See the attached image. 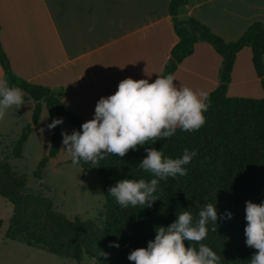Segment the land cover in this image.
I'll list each match as a JSON object with an SVG mask.
<instances>
[{
  "label": "trees",
  "instance_id": "1",
  "mask_svg": "<svg viewBox=\"0 0 264 264\" xmlns=\"http://www.w3.org/2000/svg\"><path fill=\"white\" fill-rule=\"evenodd\" d=\"M188 5L189 0H171L169 4L179 42L172 49L162 75L174 74L178 66L194 54L198 43H207L214 49L222 58L220 84L208 95L205 123L191 132L177 127L169 138L153 143L146 141L135 150L129 149L123 157L106 154L98 161L106 198V208L101 214L104 218L102 229L96 220H70L55 209L50 198L28 193L27 177L0 158V196L14 208L5 234L7 240L48 251L60 259H73L77 264H82L84 258L96 264H132L127 259L128 253L146 246L147 241L154 238V226H167L175 220L177 210L190 209L195 215L198 209L194 201L200 206L211 202L216 204L218 214L229 210L233 215L231 219L218 220L216 231L210 225L202 242L220 255V264H248L255 249L245 244V201L259 203L264 200V97H230L228 89L238 54L250 48L252 64L264 91V23L254 22L237 41L228 43L197 19L180 18L181 10ZM0 64L9 84L23 90L25 101L36 103L31 124L23 129L15 144L13 155L16 159L22 158L24 146L39 124L43 104L48 109L50 122L53 117H63L74 129L80 128V117L62 101L64 90L35 85L15 75L1 40ZM60 128L61 124L52 129L49 154L40 162L35 174L39 180H43L48 162L60 154ZM145 147H154L164 156L173 158L182 155L185 148L194 149L197 155L184 166L188 169L186 175L159 181L154 193L158 198L150 206L122 208L108 194V187L124 178H152L137 166L147 154ZM80 164L84 172L93 166L91 162L81 161ZM1 227L0 221V230ZM113 241H118L119 247H110ZM185 244L187 246L188 242Z\"/></svg>",
  "mask_w": 264,
  "mask_h": 264
},
{
  "label": "crops",
  "instance_id": "2",
  "mask_svg": "<svg viewBox=\"0 0 264 264\" xmlns=\"http://www.w3.org/2000/svg\"><path fill=\"white\" fill-rule=\"evenodd\" d=\"M170 2L0 0V40L15 75L35 85L64 90V105L84 122L83 116L87 120L93 116L96 101L114 93L122 79L152 82L163 74L179 42ZM179 17H193L226 42H235L254 22L264 23V0H189ZM243 54L252 62L250 48L238 54L228 96L261 98L264 92L254 67L245 70L250 72L249 81L240 77L244 72L236 65ZM196 61L202 71L196 88L209 94L220 84L222 58L207 43H198L194 54L178 66L173 83H187L196 71ZM0 79H5L1 64ZM248 86H255V94L245 91ZM25 103L33 105L34 111L33 100Z\"/></svg>",
  "mask_w": 264,
  "mask_h": 264
},
{
  "label": "clouds",
  "instance_id": "3",
  "mask_svg": "<svg viewBox=\"0 0 264 264\" xmlns=\"http://www.w3.org/2000/svg\"><path fill=\"white\" fill-rule=\"evenodd\" d=\"M174 80V74H158L152 82L131 77L119 81L114 93L96 101L91 119L70 134L61 130L63 149L71 163L78 165L83 161L96 166L106 154L123 157L129 149L135 150L146 141L153 143L173 136L177 127L188 132L199 129L205 123L209 94L177 86ZM22 104H25L23 90L0 79V117L6 110L13 106L18 109ZM62 123L63 117H53L46 127L52 130ZM144 151L147 154L137 166L152 178H124L108 187V194L122 208L150 206L158 198L154 193L159 181L186 175L188 169L184 166L197 155L194 149L187 148L175 158L164 156L154 147H145ZM193 203L198 209L195 215L190 209L177 210L174 221L167 226H154V238L146 246L132 249L127 259L132 264H220V255L202 241L210 225L216 231L218 220L231 219L233 214L229 210L218 214L215 203L202 206L198 201ZM244 212L245 244L255 249L248 264H264V200L259 203L246 200ZM110 247H119V242H110Z\"/></svg>",
  "mask_w": 264,
  "mask_h": 264
},
{
  "label": "rangeland",
  "instance_id": "4",
  "mask_svg": "<svg viewBox=\"0 0 264 264\" xmlns=\"http://www.w3.org/2000/svg\"><path fill=\"white\" fill-rule=\"evenodd\" d=\"M197 62L194 63L195 67L193 66L196 71H193L189 76L192 78H188L187 83L182 81L180 84H185L183 86L198 92L199 88H196L198 85L195 81L198 72L201 73L202 71H198L201 64ZM236 66L242 67L244 72L240 76L241 79L249 81L250 72L246 73L245 70L248 66L251 69L253 68L251 58L247 59L245 54L241 55ZM209 71L212 72L213 69L209 68ZM255 89V86H248L245 91L255 94ZM32 116L33 105L28 106L25 103L18 109L13 106L6 110L3 117H0V158L7 161L16 172L27 177L28 193L41 194L50 198L55 209L65 214L70 220H96L102 229L104 218H101V214L104 213L106 208V198L101 185L98 166H92L84 172L80 163L78 165L71 163V158L63 149L64 146L61 142V130L69 134L74 130L69 121L63 120L61 124V151L56 158L48 162L43 171V180L37 179L35 174L38 171L40 162L48 156L52 145V130H48L46 127L50 123V115L45 104L42 105L41 118L36 131L30 135L24 146L22 158L16 159L14 157L15 144L19 140L23 129L31 124ZM78 117L82 119V116ZM83 118L84 121L87 120V116H83ZM13 209V206L0 196V221L2 222L0 230V264H77L73 259H60L48 251L30 248L19 242L7 240L5 234L9 229ZM82 264H96V262L84 258Z\"/></svg>",
  "mask_w": 264,
  "mask_h": 264
},
{
  "label": "water",
  "instance_id": "5",
  "mask_svg": "<svg viewBox=\"0 0 264 264\" xmlns=\"http://www.w3.org/2000/svg\"><path fill=\"white\" fill-rule=\"evenodd\" d=\"M173 65V61L171 62V66Z\"/></svg>",
  "mask_w": 264,
  "mask_h": 264
}]
</instances>
